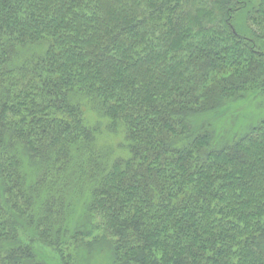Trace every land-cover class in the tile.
<instances>
[{"label":"trees","instance_id":"16d2710c","mask_svg":"<svg viewBox=\"0 0 264 264\" xmlns=\"http://www.w3.org/2000/svg\"><path fill=\"white\" fill-rule=\"evenodd\" d=\"M261 94L264 0H0V264H264Z\"/></svg>","mask_w":264,"mask_h":264},{"label":"rangeland","instance_id":"374dc122","mask_svg":"<svg viewBox=\"0 0 264 264\" xmlns=\"http://www.w3.org/2000/svg\"><path fill=\"white\" fill-rule=\"evenodd\" d=\"M237 16L236 25L238 30L244 32L245 29H247L246 26H251V21L247 20L244 13L237 14ZM262 118H264V94L256 96L250 95L244 100L234 102L229 109V113L221 118L215 119L214 122L219 130H221L222 127L232 126L236 127L234 128L235 130H241L247 126L250 127ZM235 119L237 121H235ZM80 208L81 206H79V210ZM53 255L54 254L50 255V258L53 259V261L51 260V264H58ZM85 264H111V262L109 254L104 251L102 253H96L94 257H87Z\"/></svg>","mask_w":264,"mask_h":264}]
</instances>
